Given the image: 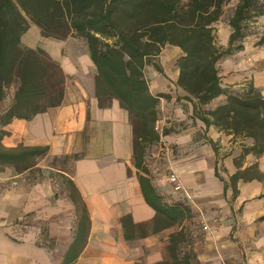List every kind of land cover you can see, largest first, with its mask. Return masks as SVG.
I'll return each instance as SVG.
<instances>
[{"label":"crops","instance_id":"0c3cea01","mask_svg":"<svg viewBox=\"0 0 264 264\" xmlns=\"http://www.w3.org/2000/svg\"><path fill=\"white\" fill-rule=\"evenodd\" d=\"M22 44L49 52L61 64L67 83L60 106L51 107L30 121L14 120L7 127L11 132L8 145H47L50 150L33 169L19 173L6 166L0 171V264H63L73 245L76 258L72 264L162 261L167 257L170 234L191 219L152 232L156 211L144 197L139 174L147 176L168 203H172L166 195L170 187L164 179L152 178L145 163L146 153L144 166L148 174L137 168L133 126L129 112L119 100L100 106L97 70L85 41L76 43L83 45L82 49H72L67 47L68 39L46 38L33 24L23 35ZM173 47L178 59L183 51ZM253 58L257 59L255 63L240 65L239 72L230 79L221 77L223 85H242L252 78L253 66L262 67L255 73L254 83L264 94V53H254ZM163 70L157 72L150 85L154 94L170 95L161 97L159 117L160 110L171 109L170 115L184 127L181 132L163 136L147 151L161 148L166 140L173 147L179 144L186 150L193 149L172 166L184 183V190L179 192L183 199L178 201L191 204L184 198V192L190 194L217 218V229L194 245L199 260L205 264H264V154L257 157L248 153L242 158L244 145L238 147L237 140H246L245 146H250L253 139L234 138L195 118L193 104L183 98L185 92L177 86L178 66L172 73L164 66ZM162 74L168 79L163 80ZM225 101L226 96L222 95L205 108L214 109ZM191 121L196 128L188 125ZM197 134L204 139L202 152L193 145ZM211 140L216 143L218 154ZM231 144L233 152L229 153L226 150ZM62 156L72 157L68 167L50 166L48 158ZM237 160L242 169L257 163L263 178L240 180L234 197L232 188L225 193L224 182L216 177L215 168L223 165L222 176L229 181L238 171ZM50 170L61 175L52 176ZM192 210L194 213V207ZM124 218L132 227L133 238L126 237ZM141 224L149 225L145 236L138 227Z\"/></svg>","mask_w":264,"mask_h":264},{"label":"trees","instance_id":"16d2710c","mask_svg":"<svg viewBox=\"0 0 264 264\" xmlns=\"http://www.w3.org/2000/svg\"><path fill=\"white\" fill-rule=\"evenodd\" d=\"M231 1L0 0V167L11 166L22 173L33 169L49 153L47 145H8L11 132L7 127L14 120L30 121L49 108L60 106L65 98L67 75L61 64L45 49L22 44L30 22L46 38L66 40L73 36L85 41L97 70L99 104L108 106L117 99L129 112L136 166L145 174H148L144 166L147 148L171 132L163 129L160 133L156 129L161 97L170 95L154 94L145 72L150 60L160 56L167 45L183 51L177 60V86L185 92L183 98L193 104V116L207 127L215 126L234 138L253 139L252 145H244L242 158L248 153L263 155V90L253 82L247 86H224L219 63L244 50L253 24L264 17V0L238 1L229 19L231 33L224 46L217 41L216 23ZM263 44L264 34L258 42ZM154 66L164 72L161 65ZM12 87L11 101L3 107ZM222 95L226 96L224 103L214 109L205 108ZM211 144L218 154L216 143L211 140ZM236 163L238 171L229 181L220 174L218 165L215 168L216 177L224 182L225 193L232 188L234 197L240 180L263 178L257 163L244 169L239 160ZM139 180L147 203L156 211L152 232L193 218L190 205L182 201L168 203L147 176L139 174ZM123 224L127 228L126 237L133 238L135 234L126 218ZM148 226H138L144 236L149 233ZM194 242L193 230L183 226L170 234L167 257L156 264H201ZM74 252L73 245L63 264H72Z\"/></svg>","mask_w":264,"mask_h":264},{"label":"rangeland","instance_id":"374dc122","mask_svg":"<svg viewBox=\"0 0 264 264\" xmlns=\"http://www.w3.org/2000/svg\"><path fill=\"white\" fill-rule=\"evenodd\" d=\"M239 0H232L229 5H227L225 9V13L221 20L216 23V35H217V41L220 45L227 46L228 39L227 36L231 33V27L229 26V19L230 16L233 13V10L235 6L237 5ZM33 25L32 22H30V26ZM264 34V17H261L258 19L257 23L253 24L252 26V33L245 39V48L244 50L237 52L235 55L225 58L221 60L219 63V70L221 77L224 79H230L233 75L239 72V66L243 65L244 63L251 62L255 63L257 61L256 58H253L254 53H264V44L258 45L259 40ZM69 40V45L67 47L72 49H79V45L76 43H79V41H84L81 38L77 37H69L67 38ZM83 47V45H82ZM81 47V49H82ZM244 53V54H242ZM177 53H175V48L171 45H167L162 50L160 56L156 58H152L150 60V64L147 66L145 72L146 77L148 81L151 82L155 81V77L160 74V72L157 70V68L154 66V64H159L162 67L164 66V69L167 68L170 73L175 70L177 66ZM241 63V64H240ZM252 71V78H248V80L244 81L242 83V86H247L251 82L254 83V75L257 73V71H262L263 68L261 67H255L253 66ZM256 71V72H255ZM157 72H159L157 74ZM163 77V80L168 79L165 74L161 75ZM166 77V78H165ZM165 78V79H164ZM255 84V83H254ZM263 90V89H262ZM14 94V88L12 87L9 90V96L6 99V101L3 103V107H6ZM171 109L167 112L166 110H160V122H157L159 124V132L162 133L163 129H169L171 132H181L183 130V123L179 120H175L172 115H170ZM187 123V121H185ZM188 125L193 126V128L197 127L196 123L191 121L188 123ZM165 136V135H164ZM200 135H196L194 138L193 145H195V148L201 151V146H203L204 139L203 137H199ZM163 137V136H162ZM237 146L240 147L242 145H245L247 143L246 140H237ZM179 144H176L175 147L172 146V144L166 140V142L162 145L161 148L155 149L154 151L150 150V153L148 151L146 152V159L145 163L148 166L149 172L152 175V178L157 179H164L166 181V185L170 187L169 192L166 195H169V198L172 203L175 201H178L179 199H183L182 194L179 192L181 190H184V183L179 175V173L173 168L172 163L175 160H178L184 155H188L192 152L193 149L186 150L184 147L180 146ZM234 145V144H233ZM233 145L231 144L229 148L226 150L229 153H232L233 151L231 148H233ZM199 152V151H198ZM202 152V151H201ZM148 155V156H147ZM240 157V156H238ZM72 157H50L48 158L50 166L62 168V167H68L69 162ZM0 169H4L0 167ZM223 165H219V172L222 175L223 173ZM52 176H59L61 175L59 172L55 170H50ZM159 174V176H155L154 174ZM172 174H175L178 176V182L174 183L171 182L170 176ZM176 192V193H175ZM175 193V194H174ZM175 195V196H174ZM190 194H187L184 192V198L186 201H190L192 204V207H194V216L191 219V221L187 222V225L189 228L193 230V238H194V245L198 242H202L206 239L207 235L209 233H212L215 229H217L218 224H216V216L212 212H206L204 208H202L196 200L194 201V197ZM191 204L188 203V205L191 206ZM237 224H239V221L235 219ZM236 224V225H237ZM205 227H208L207 229ZM185 246V244L183 243ZM182 245V246H183ZM183 246V247H184ZM189 249V246H186ZM246 260V259H245ZM201 264H205L202 263Z\"/></svg>","mask_w":264,"mask_h":264},{"label":"built area","instance_id":"2783aa9c","mask_svg":"<svg viewBox=\"0 0 264 264\" xmlns=\"http://www.w3.org/2000/svg\"><path fill=\"white\" fill-rule=\"evenodd\" d=\"M156 129L159 131V124H158V123H157V125H156ZM170 180H171V182L176 183V182H178V176L175 175V174H172V175L170 176ZM205 228L207 229L208 227H205Z\"/></svg>","mask_w":264,"mask_h":264}]
</instances>
